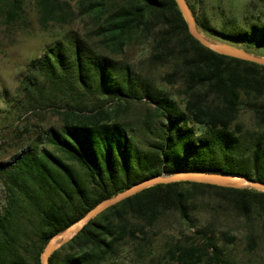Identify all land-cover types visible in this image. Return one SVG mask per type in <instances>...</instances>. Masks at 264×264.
Wrapping results in <instances>:
<instances>
[{"label": "trees", "instance_id": "1", "mask_svg": "<svg viewBox=\"0 0 264 264\" xmlns=\"http://www.w3.org/2000/svg\"><path fill=\"white\" fill-rule=\"evenodd\" d=\"M36 1L44 24L58 19L61 0ZM187 2L199 30L264 56V24L220 31ZM0 11L7 21L17 22L23 18V2L1 0ZM159 27L151 44L153 58L171 64L169 84L182 82L183 108L143 84L131 65L101 55L81 40L57 43L29 64L21 84L28 108L59 106L64 124L51 128L12 162L0 163L5 189L0 264H42L54 236L101 202L151 177L201 171L264 182V66L203 46L189 33L175 0H128L109 16L105 35L122 51L135 33L149 35ZM136 100L153 104L154 115L165 120L159 139L147 149L120 119ZM243 111L250 113L254 129H246ZM154 115L150 112L148 119ZM190 124L203 135L196 137ZM206 192L215 197V212L231 210L246 223L256 219L264 227L262 191L193 181L159 184L92 219L51 255L49 264H122L113 260L121 242L137 239L138 232L145 233L166 213L189 221L195 199ZM201 234L198 244L175 246L174 258L181 264H227L212 226Z\"/></svg>", "mask_w": 264, "mask_h": 264}, {"label": "rangeland", "instance_id": "2", "mask_svg": "<svg viewBox=\"0 0 264 264\" xmlns=\"http://www.w3.org/2000/svg\"><path fill=\"white\" fill-rule=\"evenodd\" d=\"M128 0H61V13L57 20L43 23L36 0H22L23 18L9 22L0 11V140L3 142L1 162H12L23 149L36 144L51 128L61 129L62 112L53 108L32 110L28 108L21 84L28 76L29 64L43 56L57 43L69 45L81 40L101 55L131 65L143 84L163 92L183 108V84L178 79L171 85L166 76L171 64H159L153 58L151 44L161 27L149 35L137 32L122 51L117 50L106 37L109 16ZM196 14H206L220 31L231 32L234 28L247 29L252 23L264 24V0H189ZM1 8V0H0ZM212 42L237 48L217 37L199 30ZM261 57L263 54L252 53ZM68 101L74 103L72 98ZM153 104L145 100L130 103L120 119L133 128L138 145L147 149L159 139L165 120L154 115ZM110 109V108H109ZM154 116L149 120V114ZM241 120L247 130L254 129L250 113L243 111ZM196 137L203 131L190 124ZM44 145V144H43ZM53 149L52 147H49ZM191 211L189 221L176 213L162 215L145 233L138 232L137 239L121 242L113 257L122 264H181L171 254L177 245L202 242L201 232L211 227L227 264H264V227L258 220L246 223L227 210L217 213L215 197L210 192L199 195ZM5 204V189L0 179V210ZM227 234L234 242L225 239ZM252 242L250 243V238Z\"/></svg>", "mask_w": 264, "mask_h": 264}, {"label": "water", "instance_id": "3", "mask_svg": "<svg viewBox=\"0 0 264 264\" xmlns=\"http://www.w3.org/2000/svg\"><path fill=\"white\" fill-rule=\"evenodd\" d=\"M180 12L185 18L188 25L189 33L198 40L206 48L213 50L219 54L239 58L249 62H253L264 66V57L252 54L241 48H237L231 45L212 42L209 39L203 37L197 28L195 16L192 13L187 0H175ZM181 181H193L210 185H217L222 187H231L238 189H254L264 192V182L255 180L246 175L231 174V173H206L201 171H184L177 172L172 175L162 174L148 178L124 191L123 193L105 200L97 205L94 209L89 211L82 219L72 224L63 232L54 236L47 244L42 256V264H49L51 255L61 249L64 245L69 243L74 237H76L81 230L95 217L107 210L108 208L116 205L117 203L145 190L150 187L159 184H169Z\"/></svg>", "mask_w": 264, "mask_h": 264}, {"label": "built area", "instance_id": "4", "mask_svg": "<svg viewBox=\"0 0 264 264\" xmlns=\"http://www.w3.org/2000/svg\"><path fill=\"white\" fill-rule=\"evenodd\" d=\"M3 142L0 140V157L2 156Z\"/></svg>", "mask_w": 264, "mask_h": 264}]
</instances>
